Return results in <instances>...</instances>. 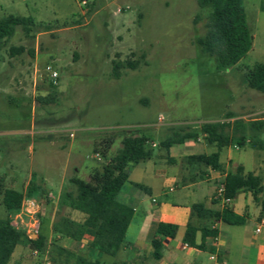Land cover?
Segmentation results:
<instances>
[{
	"label": "rangeland",
	"instance_id": "1",
	"mask_svg": "<svg viewBox=\"0 0 264 264\" xmlns=\"http://www.w3.org/2000/svg\"><path fill=\"white\" fill-rule=\"evenodd\" d=\"M242 5L251 47L232 67L218 69L196 42L207 22V11L196 0H0V17H31L36 26L31 36L16 27L0 48V132H8L0 136V218L7 215L4 187L25 192L31 181L41 186L31 199L25 197L15 222L31 228L37 221L36 231L45 237L38 256L24 255L28 264H70L57 253L59 246L90 257L77 242L57 238L54 225L82 213L61 205L56 190L64 170L67 180L74 175L88 179L92 164L107 161L101 153L109 140L111 155L125 135L139 131L155 142L158 154L164 151L158 142L168 126L195 127L226 109L249 119L258 116L252 111L264 107V93L248 88L244 74L264 61V0H242ZM10 46L23 50L10 56ZM114 63L123 65L118 77ZM47 64L58 73L56 84L45 71ZM48 96L55 100H37ZM214 150L208 145L205 152ZM202 193L196 192L194 200L201 201ZM254 226H247L249 236ZM135 230L134 224L127 228L125 241ZM99 255L104 264L132 258L121 250Z\"/></svg>",
	"mask_w": 264,
	"mask_h": 264
},
{
	"label": "trees",
	"instance_id": "2",
	"mask_svg": "<svg viewBox=\"0 0 264 264\" xmlns=\"http://www.w3.org/2000/svg\"><path fill=\"white\" fill-rule=\"evenodd\" d=\"M199 7L207 11L205 31L198 36L196 42L201 52L212 56L218 69H226L236 64L250 49L252 35L246 22L245 10L242 0H196ZM261 10L264 6L261 5ZM20 27L27 36H31L35 23L31 17L7 14L0 17V48L14 34L16 27ZM22 46H10L9 55L21 53ZM127 67L135 68V63L127 61ZM122 63H114L112 70L115 77L119 76L118 68ZM245 84L248 88L264 93V61L253 64L244 74ZM42 103L55 100L54 96L39 97ZM264 128V120L235 119L228 121L201 122L195 127L187 125H172L166 128V134L158 145L163 150H168L174 144H183L190 139L202 136L207 143L214 144L216 150L209 154H192L184 158L185 162L221 170L219 151L228 145L241 146L251 134L258 133ZM112 140V139H111ZM109 140L102 150V156L107 161L100 163L92 169L89 178L84 180L77 175L68 179L69 188H65L59 197V203L68 208L82 212L85 217L82 222L63 218L54 225V230L70 239L79 240L89 232L91 250L108 256H115L124 245L126 230L133 217V208L116 199L122 187L130 182L128 179V166L152 156L151 139L148 135L137 132L129 133L121 139V146L111 155L109 154ZM97 149H94L96 152ZM222 183L224 196L233 198L239 189L257 191L259 180L250 173L242 174L241 168L235 173H227ZM136 187L144 188L139 183ZM41 186L34 181L29 182L25 192L14 188H4L1 191V202L7 215L0 218V264H7L17 244L27 241L32 248L42 250L45 237L38 233V237L28 238L22 229L10 224L11 215L17 212L24 197H33ZM191 214L200 220L211 222L222 220L230 224H241L244 218L235 214L226 205L221 210H212L204 207L202 203L191 206ZM177 225L158 222L151 237V250L148 254L138 255L134 258L123 260L119 264H141L145 259L161 258V247L167 238H173ZM200 232L201 243L195 242V235ZM216 230L210 226L186 225L183 242L189 246L204 248L202 243L206 236L215 235ZM213 251V249H211ZM57 253L63 255L70 264H99L97 259H91L82 254L59 246Z\"/></svg>",
	"mask_w": 264,
	"mask_h": 264
},
{
	"label": "crops",
	"instance_id": "3",
	"mask_svg": "<svg viewBox=\"0 0 264 264\" xmlns=\"http://www.w3.org/2000/svg\"><path fill=\"white\" fill-rule=\"evenodd\" d=\"M252 113L258 114V116L249 119L245 117L246 113L240 114L226 109L225 111L222 110L218 117L203 122L228 121L231 123L235 119L264 120V107L257 108ZM23 133H29V131ZM0 134L2 136L8 132H0ZM2 144L3 141L0 140V146ZM151 145L153 148L156 146L153 141H151ZM208 145H213L216 150L214 144L207 143L202 136H199L197 139H190L183 144H174L167 151L164 150L158 154L152 150L150 158L142 159L138 163L128 166L130 182L122 187L116 195V199L133 208V217L129 226L134 224L136 230L132 239L124 240V245L120 249L124 257L131 254L132 258L139 262L138 255L148 254L151 250L150 241L156 224L166 222L177 225L175 236L164 240L159 260L148 258L141 264H264V227L262 226L259 231H256V228L260 226V221L264 220V128L258 133L251 134L250 139H246L241 146L232 144L221 148L219 151L221 170H213L185 162L184 158L188 155L214 152L215 150L209 153L205 152ZM66 148L68 150L69 146ZM161 163L170 164L175 168L153 167L154 164ZM94 167L95 164H92L89 170L92 171ZM240 168L242 174L250 173L259 180L258 190L239 189L228 203L215 199L213 195L217 185L223 181L227 173H235ZM31 178L32 173L29 174L27 183ZM39 181L43 185L42 180ZM133 183H139L144 188L136 187ZM67 184L68 180L65 178L64 170L60 176L56 192L60 195ZM179 184L182 189L178 188ZM190 186L194 187L189 189ZM44 188L50 194L54 192L45 186ZM175 191H177L176 195L173 196L172 200H169L168 195ZM198 191L203 192L201 201H196L193 198ZM28 198L31 199L32 197ZM195 203H202L205 208L215 211L221 210L227 205L232 212L242 216L244 221L241 224H230L222 220L214 222L200 220L191 214V206ZM21 209L22 207L13 213L10 220H13V216L19 215L20 217ZM65 217L76 222H82L85 215L79 213V219ZM20 222L23 223L22 218H20ZM188 223H192L194 226H210L216 230V234L205 237L202 242L204 248L189 246L182 239ZM251 223H255L256 226L252 230L253 234L249 236L246 228ZM23 226V224L22 227L17 225V228L22 229L28 238L38 237L37 231ZM61 236L64 235L59 233L57 238ZM70 240L77 242L80 247L86 248L90 254L89 258L97 259L99 264L105 263L99 253L90 249L91 236L89 232H86L79 240ZM195 242L201 243L199 231L195 235ZM32 249L34 248L27 241L20 242L15 246L7 264H28L24 255L30 252V255L34 257ZM76 253L87 256V254L78 251ZM211 255L214 257L211 258ZM120 262L116 261L115 264ZM31 264L39 263L32 261Z\"/></svg>",
	"mask_w": 264,
	"mask_h": 264
},
{
	"label": "built area",
	"instance_id": "4",
	"mask_svg": "<svg viewBox=\"0 0 264 264\" xmlns=\"http://www.w3.org/2000/svg\"><path fill=\"white\" fill-rule=\"evenodd\" d=\"M45 71L47 72V74H48V77L51 79V81H52V83L53 84H56L57 82H56V79H57V77H58V73H57V71L50 65V64H47L46 66H45ZM161 118L162 117H159V119L161 120ZM96 156H97V154H96ZM213 197L215 198V199H218V200H220V201H222L223 203H228L229 201H230V198H227V197H225L224 196V184L222 183V181L217 185V187H216V189H215V192H214V195H213ZM22 207V206H21ZM27 210V209H26ZM19 216V215H18ZM16 218H17V216L16 217H13V220L11 219L10 220V224L13 226V227H16L17 228V224L15 223L16 222ZM31 226H33V227H31L32 228V230L34 231H36V228H37V226H38V222L36 221H34L32 224H31ZM264 227V220H261L260 221V226L259 227H257L256 228V231H259L260 229H261V227ZM38 254H39V252H38V250L37 249H32V255H34V256H38ZM214 256L213 255H211V258H213ZM48 264V263H47Z\"/></svg>",
	"mask_w": 264,
	"mask_h": 264
}]
</instances>
